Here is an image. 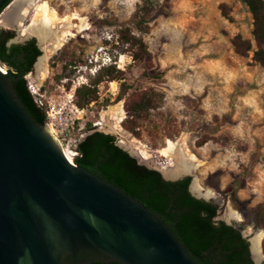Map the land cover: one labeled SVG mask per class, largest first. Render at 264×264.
Here are the masks:
<instances>
[{
    "label": "rangeland",
    "instance_id": "1",
    "mask_svg": "<svg viewBox=\"0 0 264 264\" xmlns=\"http://www.w3.org/2000/svg\"><path fill=\"white\" fill-rule=\"evenodd\" d=\"M46 1L62 17L74 15L77 27L74 36L50 55L44 79L38 75L41 58L37 59L26 76L31 94L36 92L34 96L45 104L53 102L56 109L69 107L75 88L88 85L99 67L121 72L120 79L104 78L98 85V100L84 109L80 122L85 127L101 122L95 131L112 135L119 147L165 179L190 177L191 194L216 204L220 220L241 229L252 250L254 238L262 233L263 257H251L256 264L264 263V215L253 214L257 208L264 214V70L252 63V51L238 56L231 45L238 34L254 49L246 7L238 0ZM147 2L149 23L146 32H139L135 14ZM221 4L228 20L221 15ZM33 17L31 11L22 25L0 26V30L13 32L11 42L20 43ZM124 28L143 38L150 62L133 61L130 53H123L127 47L119 42L118 33ZM29 36L43 57L46 52L39 38ZM151 90L158 100L138 122V136L134 135L121 124L126 117L123 105ZM119 106L122 120L115 113ZM74 133L76 138L85 136L83 131ZM181 139L198 166L171 178L166 174L176 161L163 156L162 150L169 141ZM228 210L234 216L229 217Z\"/></svg>",
    "mask_w": 264,
    "mask_h": 264
},
{
    "label": "water",
    "instance_id": "2",
    "mask_svg": "<svg viewBox=\"0 0 264 264\" xmlns=\"http://www.w3.org/2000/svg\"><path fill=\"white\" fill-rule=\"evenodd\" d=\"M5 76L0 72V264H62L84 251L121 264H194L141 204L70 163Z\"/></svg>",
    "mask_w": 264,
    "mask_h": 264
},
{
    "label": "trees",
    "instance_id": "3",
    "mask_svg": "<svg viewBox=\"0 0 264 264\" xmlns=\"http://www.w3.org/2000/svg\"><path fill=\"white\" fill-rule=\"evenodd\" d=\"M13 0H0V14ZM252 18L251 36L254 43L235 35L231 45L235 54L246 57L252 51L251 61L264 70V0H238ZM138 8L135 14V29L146 32L147 16L151 4ZM7 9V8H6ZM221 15L228 20L226 7L221 4ZM14 33L0 30V65L6 67L9 89L15 100L37 126H46V109L40 107L28 89L26 76L32 71L37 59L42 56L35 39L23 44L10 43ZM118 40L127 48L133 61L148 63L151 56L142 37L129 28L121 29ZM69 64L68 66H70ZM76 67V66H73ZM65 66L64 69H66ZM111 66L99 67L88 85L82 84L74 90V105L87 108L98 100V85L104 78L109 81L120 79ZM68 88V85H67ZM121 99V98H119ZM158 94L143 92L123 105L126 117L121 124L130 133L137 135L138 122L154 108ZM85 136L75 144L77 155L73 163L111 184L135 202L141 204L151 215L167 226L175 240L185 249L194 264H253L249 254V244L241 234V229L223 221H215L218 206L211 201L196 198L189 191L190 177L166 180L162 174L140 164L116 144L112 135L95 131L86 125ZM255 216L264 215L259 208L253 210ZM62 264H121L106 254L90 251L78 253L74 262L68 255Z\"/></svg>",
    "mask_w": 264,
    "mask_h": 264
},
{
    "label": "bare ground",
    "instance_id": "4",
    "mask_svg": "<svg viewBox=\"0 0 264 264\" xmlns=\"http://www.w3.org/2000/svg\"><path fill=\"white\" fill-rule=\"evenodd\" d=\"M7 9L10 10L9 13L3 12L4 14L2 13L0 15V26L22 25L26 17L30 15L31 11H34L32 23L25 27L24 32L25 36H37L43 45V50L46 52L37 64L38 75L44 79L49 70L48 60L50 55L59 47L63 46L68 37L74 36L73 29L77 26L73 21L77 18L74 15L60 16L46 0H15L7 7ZM7 9H5V11ZM115 113L119 116V119H123L124 111L121 106L116 109ZM190 151L187 148L184 139H181L178 142L169 141L168 146L162 150V155L170 160H175L176 164L171 171L165 174L168 176H178L182 172L185 173V171L194 172L198 166V159ZM64 153L67 160L71 163V155L67 152ZM140 154L143 158H146L141 152ZM201 189L200 185L196 184V190L201 191ZM228 211L227 215L229 217L234 216L232 210ZM262 237V233H258L253 240V251L258 260L263 257L260 248Z\"/></svg>",
    "mask_w": 264,
    "mask_h": 264
},
{
    "label": "built area",
    "instance_id": "5",
    "mask_svg": "<svg viewBox=\"0 0 264 264\" xmlns=\"http://www.w3.org/2000/svg\"><path fill=\"white\" fill-rule=\"evenodd\" d=\"M0 72L3 75H6V67L0 65ZM33 96L36 95V92H32ZM35 102L40 106L46 109V116L48 119L47 126L50 130L52 137L59 143L63 152H67L71 155V161L77 155L74 147L75 144L82 137V131H84L85 124L80 122L83 120L85 113L84 109L77 108L74 103H71L69 107L61 106L55 108L53 102H45L41 98L35 97ZM48 105V107L46 106ZM68 121L69 124H68ZM101 126V122L93 123V127ZM80 132L79 137L74 136V132ZM65 154V153H64ZM140 157L143 158L141 155ZM72 163V162H71Z\"/></svg>",
    "mask_w": 264,
    "mask_h": 264
},
{
    "label": "flooded vegetation",
    "instance_id": "6",
    "mask_svg": "<svg viewBox=\"0 0 264 264\" xmlns=\"http://www.w3.org/2000/svg\"><path fill=\"white\" fill-rule=\"evenodd\" d=\"M16 25H18V24H16ZM14 26H15V25H14ZM34 36H35V35H34ZM11 41H12V40H11ZM11 41L9 42V44H10V43H13V42H11ZM38 48H39V47H38ZM41 49H42V47H41ZM42 50H43V49H42ZM40 58H42V56H40V57L38 58V60H39ZM37 63H38V61H37ZM37 63H36V64H37ZM83 138H84V136H82V137L80 138V140H82ZM80 140H79V141H80ZM217 216H218V212H217ZM217 216H216V217H217ZM216 217H215V218H216ZM215 218H214V220H215ZM215 221H221V220H215ZM226 224H227V223H226ZM228 225H231V224H228ZM241 234H242V231H241ZM242 236H243V235H242ZM244 238H245V237H244ZM246 240H247V239H246ZM247 242H248V241H247ZM248 244H249V243H248ZM251 251H252V252H251ZM98 253L103 254L102 252H97V253H95V254H98ZM249 254H250V259H251V261L253 262V264H256V263L253 261V259H252V257H253L254 259H256V258H255V255H254V253H253V250H252V246L249 247ZM251 254H252V257H251ZM75 259H76V258H75ZM257 260H258V259H257ZM72 262H74L73 259H72ZM261 264H264V263H261Z\"/></svg>",
    "mask_w": 264,
    "mask_h": 264
}]
</instances>
